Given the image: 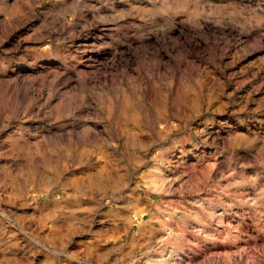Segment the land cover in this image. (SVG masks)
Listing matches in <instances>:
<instances>
[{
	"label": "rangeland",
	"instance_id": "374dc122",
	"mask_svg": "<svg viewBox=\"0 0 264 264\" xmlns=\"http://www.w3.org/2000/svg\"><path fill=\"white\" fill-rule=\"evenodd\" d=\"M0 264H264V0H0Z\"/></svg>",
	"mask_w": 264,
	"mask_h": 264
},
{
	"label": "bare ground",
	"instance_id": "6f19581e",
	"mask_svg": "<svg viewBox=\"0 0 264 264\" xmlns=\"http://www.w3.org/2000/svg\"><path fill=\"white\" fill-rule=\"evenodd\" d=\"M156 177H157V176H156ZM164 178H165V177H164ZM164 178H163V179H164ZM159 179H160V178H159ZM151 180H152V179H151ZM158 182H160V181H158ZM161 182H162V181H161ZM157 184H158V183H157ZM153 186H157L156 183H154Z\"/></svg>",
	"mask_w": 264,
	"mask_h": 264
}]
</instances>
